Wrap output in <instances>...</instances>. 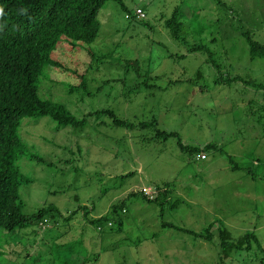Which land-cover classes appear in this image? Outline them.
Wrapping results in <instances>:
<instances>
[{"label":"rangeland","instance_id":"rangeland-1","mask_svg":"<svg viewBox=\"0 0 264 264\" xmlns=\"http://www.w3.org/2000/svg\"><path fill=\"white\" fill-rule=\"evenodd\" d=\"M222 2L106 0L93 42L60 38L51 57L67 69L44 68L42 98L63 103L77 117L109 107L129 121L155 119L158 129L179 137L155 140L153 130L114 127L105 116L59 130L49 116L24 118L20 136L43 161H18L30 180L19 188L21 211L30 215L54 204L64 216L77 212L67 221L54 215L45 226L0 228V264H264V57H251L242 35L248 31L264 44V0ZM136 8L144 17L135 16ZM175 8L188 24L183 35L189 43L208 44L217 68L206 53L187 52L171 37L165 20ZM191 12L198 17L189 20ZM88 50L112 54L91 64ZM120 57L137 59L142 78L126 71ZM80 74L90 94L69 92ZM227 77L238 79L215 82ZM143 79L148 84L135 87ZM178 138L216 149L199 159L182 151ZM163 183L175 205L162 213L139 193L126 197ZM122 199L125 212L114 215L122 227L114 222L98 231L87 221ZM79 207L88 210L87 218ZM162 222L196 233L211 226L212 236L195 238ZM247 233L255 240L238 247Z\"/></svg>","mask_w":264,"mask_h":264},{"label":"trees","instance_id":"trees-1","mask_svg":"<svg viewBox=\"0 0 264 264\" xmlns=\"http://www.w3.org/2000/svg\"><path fill=\"white\" fill-rule=\"evenodd\" d=\"M106 0H0V228L7 232H14L29 227L30 225H47L48 221L59 215L64 221L71 219L77 210L62 215L54 204L38 208L30 215L21 211L19 188L22 184L29 183L20 171L18 161L26 158L29 160L43 161V158L31 152L20 136V127L26 117L49 116L55 123V129L81 128L89 116H105L114 127L126 129L139 128L154 131L153 139L166 141L169 137H179L174 131L160 130L157 128L155 119L151 121H129L120 118L112 108H99L88 112L82 117H77L60 102L42 98L39 94L41 83L40 77L45 67L67 69L64 64L52 59V51L56 48L61 37L76 42H93L100 30L98 13L104 6ZM118 1V0H117ZM218 4L224 5L222 0H215ZM136 16V14H135ZM184 14L175 8L170 18L165 20V26L171 37L186 45L187 52H204L207 54V61L217 68V63L212 59V51L208 44L200 41L189 43L183 35V27L188 24L182 21ZM131 17L130 14L125 15ZM137 17V16H136ZM198 15L191 12L189 20L197 18ZM141 18V17H137ZM242 35L246 38L251 57H264V44L253 39L252 35L245 31ZM91 57V64H100L105 58H109L112 52L101 53L100 55L91 50L87 51ZM126 71H133L136 77H141V66L137 59L119 58ZM90 64V66H91ZM75 74L77 73L76 71ZM199 76V74H198ZM80 83L69 84V92H78L83 89L88 92L85 74H80ZM142 78V77H141ZM238 79V77H227V79H216L215 82H226ZM138 84H148L146 79L137 81ZM252 84V83H251ZM264 87V84H259ZM102 121L99 122L101 124ZM178 146L182 151H190L199 157L204 150L214 148V144L208 143L201 148L190 147L183 144L178 138ZM222 152V150H220ZM205 155V154H204ZM146 193L143 188L139 191H131L126 197L139 193L146 201L156 202L162 213L167 205L174 206L170 199V188L168 183L156 185ZM171 201V202H170ZM124 199L110 206V213L97 217L87 218L88 210L82 207V215L88 222L94 224L98 231L103 227L112 226L115 222L122 227L119 211L125 212ZM163 226L173 227L176 230L193 235L195 238L210 240L212 234L209 226L205 233H196L189 229L177 226L173 223L162 222ZM219 238L221 245L226 243V230L220 228ZM255 240L252 234H244L237 242L238 247L245 245L249 247L250 241ZM67 245V244H64Z\"/></svg>","mask_w":264,"mask_h":264},{"label":"built area","instance_id":"built-area-1","mask_svg":"<svg viewBox=\"0 0 264 264\" xmlns=\"http://www.w3.org/2000/svg\"><path fill=\"white\" fill-rule=\"evenodd\" d=\"M135 14H136V16L137 17H144V12L141 10V8H136V10H135ZM199 157L200 158H204L205 157V155L203 154V153H201V154H199ZM143 190L146 192V193H150V188H149V190L147 191L145 188H143Z\"/></svg>","mask_w":264,"mask_h":264}]
</instances>
